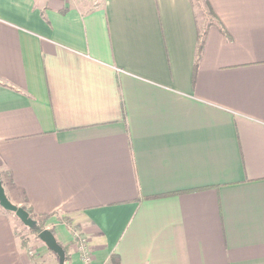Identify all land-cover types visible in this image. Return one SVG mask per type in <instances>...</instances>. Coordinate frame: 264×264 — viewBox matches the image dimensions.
Listing matches in <instances>:
<instances>
[{
	"label": "crops",
	"instance_id": "1",
	"mask_svg": "<svg viewBox=\"0 0 264 264\" xmlns=\"http://www.w3.org/2000/svg\"><path fill=\"white\" fill-rule=\"evenodd\" d=\"M204 1L0 0V179L69 264L66 219L91 264H264V0ZM44 246L0 211V264Z\"/></svg>",
	"mask_w": 264,
	"mask_h": 264
},
{
	"label": "water",
	"instance_id": "2",
	"mask_svg": "<svg viewBox=\"0 0 264 264\" xmlns=\"http://www.w3.org/2000/svg\"><path fill=\"white\" fill-rule=\"evenodd\" d=\"M0 206L6 210L13 212L19 220L31 230L37 231L38 238L46 245V247L51 250L59 264H69L66 261L65 250L62 245L57 241L55 235L49 228L39 229L38 222L33 219L29 213L21 206L13 203L7 197L4 187L0 180Z\"/></svg>",
	"mask_w": 264,
	"mask_h": 264
},
{
	"label": "rangeland",
	"instance_id": "3",
	"mask_svg": "<svg viewBox=\"0 0 264 264\" xmlns=\"http://www.w3.org/2000/svg\"><path fill=\"white\" fill-rule=\"evenodd\" d=\"M195 1H198V2L200 1V3H201V4H199L201 6L200 11H201V14H202V17H203L205 14H207L208 10H207L205 4H202L203 0H195ZM0 211L1 212L5 211V212H8V213L12 214L13 219H14V223H15V231L17 230V233H18V236H19V238L21 240V243L26 247L27 252L30 253V251H31V253H33L34 248H36V247L38 248L39 244L40 245H45L38 238L37 234L31 232V230L27 226H25L14 213H11L10 211L4 210L1 206H0ZM46 221H47V219H46ZM46 221L43 222L44 226L47 225ZM66 221H67V223H66L67 226L69 227L71 233L73 234V240H72L71 243H74L76 245L77 249H78L79 243L80 242L81 243L85 242V239L82 236L79 235L80 234L79 230H81V229L78 226H76L75 224H71L70 220L66 219ZM43 248H44L45 253L46 252H48V253L50 252L52 255L55 256V254L51 250L47 249L48 250L47 251L45 246ZM58 264H59V262H58Z\"/></svg>",
	"mask_w": 264,
	"mask_h": 264
},
{
	"label": "trees",
	"instance_id": "4",
	"mask_svg": "<svg viewBox=\"0 0 264 264\" xmlns=\"http://www.w3.org/2000/svg\"><path fill=\"white\" fill-rule=\"evenodd\" d=\"M204 3H205V6H206V8H207V10H208V12H207V15L208 16H210V15H213V13H212V10L210 9V7H209V5H208V3L206 2V1H204ZM212 20H209L208 19V23H210ZM214 22H216L217 23V21H214ZM218 24V23H217ZM200 39V38H199ZM201 43H202V39L200 40V42H199V49H200V45H201ZM198 54H199V50H197V56H198ZM196 66H197V64H196V62H195V69H196ZM1 180V179H0ZM2 183V182H1ZM21 206L29 213V215L33 218V219H35L37 222H38V228L39 229H44V228H46V226H44L43 225V222H45L46 221V219L49 217V215L50 214H48V213H36V212H34L33 210H32V208L30 207V206H28L27 204H21ZM11 213H13V212H11ZM52 232H53V234H54V231H53V229L52 228H49ZM31 230V229H30ZM16 232H17V230H16ZM31 232H33V233H36L37 234V231L36 230H31ZM18 234V233H17ZM59 242V241H58ZM60 243V242H59ZM61 245H62V247L64 248V250H65V256H66V261L69 263V259H70V247H71V244H62V243H60Z\"/></svg>",
	"mask_w": 264,
	"mask_h": 264
},
{
	"label": "built area",
	"instance_id": "5",
	"mask_svg": "<svg viewBox=\"0 0 264 264\" xmlns=\"http://www.w3.org/2000/svg\"><path fill=\"white\" fill-rule=\"evenodd\" d=\"M80 243L78 245V249L81 252V264H91V256L89 250L87 249L86 243Z\"/></svg>",
	"mask_w": 264,
	"mask_h": 264
}]
</instances>
